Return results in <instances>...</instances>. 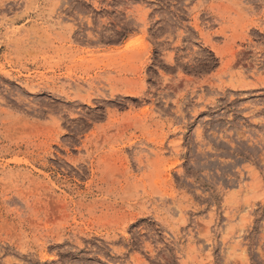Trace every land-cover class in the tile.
I'll return each instance as SVG.
<instances>
[{"label": "rangeland", "instance_id": "rangeland-1", "mask_svg": "<svg viewBox=\"0 0 264 264\" xmlns=\"http://www.w3.org/2000/svg\"><path fill=\"white\" fill-rule=\"evenodd\" d=\"M0 264H264V0H0Z\"/></svg>", "mask_w": 264, "mask_h": 264}]
</instances>
